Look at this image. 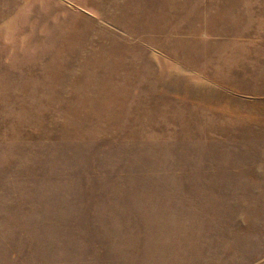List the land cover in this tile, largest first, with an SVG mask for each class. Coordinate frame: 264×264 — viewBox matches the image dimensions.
<instances>
[{
    "label": "rangeland",
    "instance_id": "obj_1",
    "mask_svg": "<svg viewBox=\"0 0 264 264\" xmlns=\"http://www.w3.org/2000/svg\"><path fill=\"white\" fill-rule=\"evenodd\" d=\"M0 264H264V0H0Z\"/></svg>",
    "mask_w": 264,
    "mask_h": 264
}]
</instances>
